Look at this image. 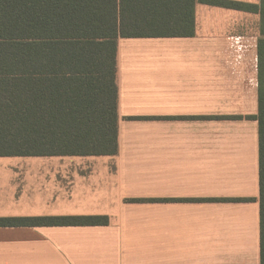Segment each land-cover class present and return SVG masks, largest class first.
Wrapping results in <instances>:
<instances>
[{
  "label": "crops",
  "instance_id": "obj_1",
  "mask_svg": "<svg viewBox=\"0 0 264 264\" xmlns=\"http://www.w3.org/2000/svg\"><path fill=\"white\" fill-rule=\"evenodd\" d=\"M259 37L197 2L192 36L119 38L116 154L0 156V217L108 223L0 226V264H260Z\"/></svg>",
  "mask_w": 264,
  "mask_h": 264
},
{
  "label": "trees",
  "instance_id": "obj_2",
  "mask_svg": "<svg viewBox=\"0 0 264 264\" xmlns=\"http://www.w3.org/2000/svg\"><path fill=\"white\" fill-rule=\"evenodd\" d=\"M197 2L259 14L254 118L264 264V0H0V156L116 154L118 39L192 36ZM107 223L105 215L0 217V226Z\"/></svg>",
  "mask_w": 264,
  "mask_h": 264
},
{
  "label": "rangeland",
  "instance_id": "obj_3",
  "mask_svg": "<svg viewBox=\"0 0 264 264\" xmlns=\"http://www.w3.org/2000/svg\"><path fill=\"white\" fill-rule=\"evenodd\" d=\"M256 29H258V28L255 27V26H254L253 29H252V30H253V35H254V36H256V31H257ZM250 35H251V34H250ZM256 37H257V36H256Z\"/></svg>",
  "mask_w": 264,
  "mask_h": 264
}]
</instances>
